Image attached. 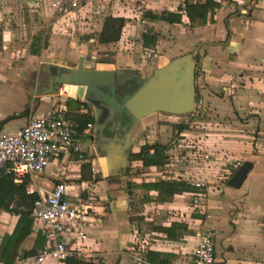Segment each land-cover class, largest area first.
Masks as SVG:
<instances>
[{
  "label": "crops",
  "instance_id": "crops-1",
  "mask_svg": "<svg viewBox=\"0 0 264 264\" xmlns=\"http://www.w3.org/2000/svg\"><path fill=\"white\" fill-rule=\"evenodd\" d=\"M50 1L0 0V134L15 133L30 119L62 106L73 123L91 118L75 135L78 153L51 160L42 174L25 180L27 187L33 185L40 194L60 180L78 192L84 185L94 191L96 218L87 228L81 258L92 260L91 264H189L199 237L210 233L216 248L215 264H264V0H148L143 17L152 33L142 32L135 10L138 0H78L75 22L71 14H56ZM206 1L204 25L191 26L187 12ZM163 13L179 14L180 22L151 18ZM106 17L123 22L116 41L101 43L98 35ZM177 25L188 34L183 35ZM147 34L156 41L144 46ZM37 40L35 50L32 44ZM200 41L210 44L202 45L194 57L197 130L193 140L197 148L213 155L210 160L201 157L185 164L184 155L176 164L164 166H141L132 161L130 153L138 152L143 144L135 137L146 126L157 140L150 144L164 145L167 155L173 151L167 142L171 129L150 127L154 122L148 120L155 119L154 113L140 119L131 130L129 161L122 179L116 175L115 163L107 164L99 156L108 149L120 165L121 159L125 160L114 115L109 117L102 106L97 108L96 101L86 99L82 86L63 84L59 92L50 93L47 78L62 61L76 63L83 56L84 62L94 63L95 68L146 77L179 54L192 52ZM92 43L103 56L88 55L85 47ZM148 48L155 49L157 55L146 63L143 52ZM138 52L142 56L135 59ZM69 98L82 103L80 108L70 107ZM206 110L211 119L203 120L200 114ZM178 134L182 137L184 131ZM244 160L252 162L246 178L237 187L227 185L237 168L234 163ZM85 162L90 168H82ZM142 169L144 179L141 172L136 174ZM198 177L206 182V188L190 183ZM159 179L187 181L191 189L160 201L156 190L128 188L130 181L141 184ZM193 192L205 197L200 209L191 206ZM30 218L31 233L19 244L15 259L5 263L1 260L5 239L13 232L18 216L0 209V264H36L32 257L43 248L45 237L32 209ZM142 237L145 242L140 241ZM33 248L36 251L31 254ZM138 258L142 261L137 262Z\"/></svg>",
  "mask_w": 264,
  "mask_h": 264
},
{
  "label": "built area",
  "instance_id": "built-area-1",
  "mask_svg": "<svg viewBox=\"0 0 264 264\" xmlns=\"http://www.w3.org/2000/svg\"><path fill=\"white\" fill-rule=\"evenodd\" d=\"M138 3L135 10L139 13L137 20L142 32L152 33L147 27L148 20L143 17V14L148 12V0H138ZM35 4L38 5L39 1H35ZM50 6L62 17L71 14V21L75 22V11L80 7V2L51 0ZM143 55L150 59L155 57L157 52L148 48ZM65 110V106H62L54 113L30 119L15 133L0 134V173L11 175L16 182L33 180L45 171L51 160L78 153L75 135L79 126L66 118ZM90 126L91 124H88L87 130ZM184 136L185 132L182 137ZM194 152L191 153L192 160L201 157L210 160L213 157L200 147ZM152 153L151 148L149 154ZM239 164V161L234 163L236 167ZM191 177L189 176L190 179ZM190 183L198 189L206 188L207 185L200 178L193 179ZM27 192L40 194L41 190L29 185ZM191 196L192 208L200 209L205 205L202 192H193ZM94 198V191L89 186H81L78 192L64 180H60L50 191L38 196L32 207V216L42 224L45 242L43 248L32 257L36 264H67L69 258L83 256L88 239L87 228L96 218L93 211ZM140 241L145 242V237L140 238ZM215 253L212 234H202L193 248L189 264H215ZM141 261V258H138L137 262Z\"/></svg>",
  "mask_w": 264,
  "mask_h": 264
},
{
  "label": "water",
  "instance_id": "water-1",
  "mask_svg": "<svg viewBox=\"0 0 264 264\" xmlns=\"http://www.w3.org/2000/svg\"><path fill=\"white\" fill-rule=\"evenodd\" d=\"M208 41H200L192 52L174 57L165 65L155 68L151 75L141 77L138 73L125 70L98 69L94 63L84 62V57L77 62L62 61V64L53 66L55 73L48 76V85L52 87L50 93L59 92L63 84L82 86L85 88V98L92 99L91 90L100 91L107 88L116 89L120 93V103L126 115L130 118V125L121 139V148L125 160L121 162L113 153L105 149L102 159L117 166L116 175L124 179L128 165V149L130 134L133 126L142 118L154 113L169 115H185L195 110V60L194 57ZM58 61V60H57ZM133 83V85H130ZM128 89L123 91L121 88ZM101 105H103L101 103ZM118 130V129H117ZM117 132V131H116ZM115 135L114 137H116ZM108 168V166H106ZM252 167L250 160L242 161L226 181L229 186L237 187L246 178ZM104 173V172H103ZM104 175H108L105 172Z\"/></svg>",
  "mask_w": 264,
  "mask_h": 264
},
{
  "label": "trees",
  "instance_id": "trees-1",
  "mask_svg": "<svg viewBox=\"0 0 264 264\" xmlns=\"http://www.w3.org/2000/svg\"><path fill=\"white\" fill-rule=\"evenodd\" d=\"M207 1L206 3L196 5L192 11L187 12L191 26L204 25L205 15L208 8ZM151 18L166 20L169 23L180 22V15L174 13H163L159 16H151ZM122 22L123 20L119 18L106 17L104 19L102 30L98 35V41L101 43L116 41L120 35ZM155 41V36L147 34L144 37L143 44L144 46H148L154 44ZM39 42L40 41L37 40L36 43L32 44L35 50L37 49ZM68 104L70 107L75 108H80L82 105V103L71 98L68 99ZM90 119L91 118L89 116L84 117L85 123ZM84 121L77 122L79 124L80 131L82 130ZM185 128L186 126L184 124H178L176 126L177 133H182ZM151 148L153 149V153L149 154V150ZM165 149L166 147L159 143H144L141 145L138 152L130 153V158L134 162L138 161V165L141 166H164L168 163V155L165 153ZM85 163L82 164V168L85 169L86 166L90 168V163ZM134 168H138V166L135 165ZM92 176L94 175L92 174ZM128 188L130 191L138 188L156 190L157 199L161 201L169 200L172 198L174 193L189 190L191 189V186L187 183V181L183 182L171 179H159L154 182H142L141 184H136L135 182L130 181ZM37 198L38 195L36 193L27 192V181L24 180L23 182H15L11 175L0 173V209L14 213L18 216L13 232L5 239L1 257L3 262H12L15 259L19 244L27 235L31 233L32 221L30 214L33 204ZM37 241H39V237L37 238ZM35 251V248H33L30 253L34 254ZM91 262L93 261L88 260L86 262L85 259L78 256L69 258L67 264H91Z\"/></svg>",
  "mask_w": 264,
  "mask_h": 264
},
{
  "label": "rangeland",
  "instance_id": "rangeland-1",
  "mask_svg": "<svg viewBox=\"0 0 264 264\" xmlns=\"http://www.w3.org/2000/svg\"><path fill=\"white\" fill-rule=\"evenodd\" d=\"M176 27L180 29L179 31H181L183 33V35L186 36L188 34V33H186V30L181 25H177ZM168 35L171 36L172 35L171 32H168ZM179 39H181V38H179ZM86 46L87 47H85V48H86V52L88 53V55H90V54L95 55L94 56L95 58L103 56V54L101 53L102 51L97 50L98 47H97L96 43L88 44ZM0 50H1V48H0ZM105 52H107V51L105 50ZM141 53H139V52L135 53V55H134L135 59H140V56H142ZM183 53H181V54H183ZM181 54H179V55H181ZM108 56H109V54H108ZM152 59H147L145 62L148 63ZM196 102H197V96H195V106H196ZM195 110H196V107H195ZM195 110L192 113L185 114V115H167L164 113H155V115H154L155 119L148 120V122H154L150 126L152 129L155 128L154 125H157L158 127H159V125L165 126L167 129H169V131L171 129L170 134H169L170 137H169V139H167L168 140L167 142L170 144V147L173 148V151H171L170 155H168V159H169L168 162L169 163L176 164L177 160L181 161V158H183L184 155L186 157L185 159H183L185 164H188L190 160L192 161L191 153H195L194 150L198 147V145L193 140V134L197 130V128L194 125V117L196 115ZM209 114H210V112L206 110V111H202V114H200V116L202 117L203 120L204 119H211V114L210 115ZM160 118H162V119H160ZM142 121H144V120H142ZM178 124H184L186 126L184 131L186 133L187 139L184 142L182 141L183 137L179 136V134L177 133L176 126ZM152 137L153 136H152V134H150L149 127L146 126V129L143 131L140 130L135 138L137 140L141 141L143 144L144 143L150 144L151 142H157L156 137L155 138L154 137L152 138ZM181 150H183V152ZM169 156H170V158H169ZM136 172H137L136 174H139L141 172V174H139V176L142 177V179L146 178V176H144V174H143L144 173L143 169H142V171L138 170ZM135 205L139 208L138 204H135Z\"/></svg>",
  "mask_w": 264,
  "mask_h": 264
},
{
  "label": "flooded vegetation",
  "instance_id": "flooded-vegetation-1",
  "mask_svg": "<svg viewBox=\"0 0 264 264\" xmlns=\"http://www.w3.org/2000/svg\"><path fill=\"white\" fill-rule=\"evenodd\" d=\"M130 85H133V83H130ZM131 87H128L130 89ZM123 91H127V87L121 88ZM92 95L95 98H92L90 100L96 101L97 108H101L105 111V114L110 117L112 114L114 115L115 125H118L117 134L120 135L122 138L124 134L126 133L128 126L130 125V118L128 115L125 114V112L122 109V105L120 103V93L116 89L107 88L106 90H100V91H94L91 90ZM101 103L103 105H101ZM129 124V125H128ZM124 128V130L122 129ZM129 158V156H128Z\"/></svg>",
  "mask_w": 264,
  "mask_h": 264
}]
</instances>
